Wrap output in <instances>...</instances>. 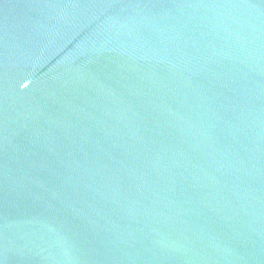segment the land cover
Wrapping results in <instances>:
<instances>
[{
    "label": "water",
    "instance_id": "obj_1",
    "mask_svg": "<svg viewBox=\"0 0 264 264\" xmlns=\"http://www.w3.org/2000/svg\"><path fill=\"white\" fill-rule=\"evenodd\" d=\"M0 264H264V0H0Z\"/></svg>",
    "mask_w": 264,
    "mask_h": 264
}]
</instances>
